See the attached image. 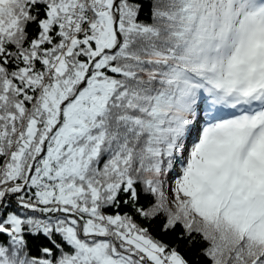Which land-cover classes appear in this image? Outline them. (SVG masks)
<instances>
[{
	"label": "snow or ice",
	"instance_id": "1",
	"mask_svg": "<svg viewBox=\"0 0 264 264\" xmlns=\"http://www.w3.org/2000/svg\"><path fill=\"white\" fill-rule=\"evenodd\" d=\"M0 264H264V0H0Z\"/></svg>",
	"mask_w": 264,
	"mask_h": 264
}]
</instances>
